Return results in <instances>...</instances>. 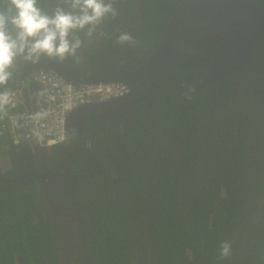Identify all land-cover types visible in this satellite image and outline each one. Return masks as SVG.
Listing matches in <instances>:
<instances>
[{
  "label": "flooded vegetation",
  "instance_id": "1",
  "mask_svg": "<svg viewBox=\"0 0 264 264\" xmlns=\"http://www.w3.org/2000/svg\"><path fill=\"white\" fill-rule=\"evenodd\" d=\"M109 1L105 0V2ZM144 2L145 0H130L133 11L131 22L129 14L124 13L122 3L113 5L118 14L115 17L109 14L110 31L106 30L104 19L91 38L85 36L84 32L76 33L83 40V45L75 57L70 56L63 60L51 59L76 67L80 75L88 76L93 80L125 82L122 80L125 73L136 71L151 56L142 62L143 46L138 42L146 18ZM122 33L130 34L135 43H118ZM213 37L215 38L209 43V47L214 48L215 51L202 47L201 50L209 53L202 56L193 52L189 54L191 60L186 63L195 66L194 63L199 62L198 69L191 74L192 78L189 81L201 73L204 65L222 57L231 48L233 42L230 39ZM217 41L221 43L229 41V48L225 50L224 44H221L222 47L217 46ZM258 41L255 48L258 46ZM144 48L150 49L148 46ZM183 52H188L187 47ZM253 53L249 65L247 63L224 76L193 87L194 93H190V89L186 91L183 88L181 100L186 101L195 97L200 99L204 106L206 105L201 99L209 104L208 109H205L207 115L196 121L199 132L194 138L202 139L203 142L196 143L190 152L175 141L178 136H182V130L171 127L167 120H162V115H152L155 100L159 98L166 104L172 103L176 95L170 94V89L177 90L180 87L179 83H186L180 82L171 74L172 63L167 74L160 80L155 94L143 99L131 114L89 116L85 121L89 118L95 120L89 121L87 125L84 122L74 137L66 138L62 143H66V146L38 148L36 147L38 144H35L34 158L28 168L16 173L12 178L0 176V179L12 182L25 177L26 183L30 178L29 187L24 181L17 183L27 188L30 194L32 191L34 202L38 207H44L51 228H54L52 235L59 264H91L89 245H92V252L96 253V244L92 238L98 235V229L94 226H97L96 222L99 221L97 216L100 217L101 205L107 207L104 216L110 215L113 209H120L133 234L136 233V221L139 220L137 218H141L140 224L143 223V227L141 226L139 233H136L135 245H132L134 247L131 250L133 264H136V261L137 264H146V260L157 264L158 238L155 236L157 234L155 231L160 223L153 218L154 238H152L149 235L151 225L138 213V209L141 210L142 205L147 202L145 205L152 203L153 212L154 209L158 211L159 191L166 192L169 202L177 194L178 204L181 207L185 205L184 200L191 201L190 195H194L196 191L200 197L215 194L218 185L215 181L214 168L212 175L208 177L211 163L216 160L217 155L214 142L220 145L221 156H224L222 142L229 145L228 135L231 133L237 148L235 161L238 159L237 156H241L245 157V162L250 163L246 178L252 180V187L249 194L250 201L244 209L252 207L255 214L249 217L251 225L245 230L246 238L240 251L242 257L238 261L250 257L251 248L264 238V46L261 47V51ZM181 64L178 63L175 67H178L180 72H184L183 70L189 65ZM237 70H240L239 74L234 78L220 81ZM125 83L130 86V90L137 85L134 80ZM163 86L165 87L158 96L157 92ZM138 110H141L147 119V132H145L147 135L132 134L136 122L132 120V116ZM103 120L111 126L98 123ZM188 153H190L189 158ZM161 161L162 164L159 166ZM6 165L8 169V164ZM159 169L162 171L158 172ZM205 172H208L207 176ZM191 173L196 179L205 176V182H209L208 186L206 187V183L203 182L195 185L193 189ZM256 195L260 197L255 199ZM99 196L100 201H97ZM102 196L105 198H101ZM110 196H112L111 203L106 198ZM175 203L177 201L173 200L172 206ZM154 213L155 218L160 217L159 214ZM102 222L106 225L107 220L105 221L103 217ZM236 239L234 244L238 241ZM236 243L238 244L239 241ZM259 248H264V242L262 248ZM256 255L258 252L255 253Z\"/></svg>",
  "mask_w": 264,
  "mask_h": 264
},
{
  "label": "trees",
  "instance_id": "2",
  "mask_svg": "<svg viewBox=\"0 0 264 264\" xmlns=\"http://www.w3.org/2000/svg\"><path fill=\"white\" fill-rule=\"evenodd\" d=\"M193 1L145 0L143 6L146 11V18L144 25L142 24L140 39L138 41L139 45L143 46L144 58L142 62H145L155 51L168 23L178 12V9L183 8L186 4ZM250 1L255 5L264 6V0ZM109 2L116 6L122 3L124 13L129 14V20L131 22L133 11L130 0H110ZM38 6L49 14L58 6L65 8V10H71L66 0H38ZM250 14H252L250 11H241L236 18L245 19ZM105 25L106 30L110 31L109 15L105 17ZM133 31L134 29L131 30V32ZM208 36V34H203L197 37V39L192 40L187 45L188 52H183L173 62L171 74L180 82L189 81L192 78L190 77L191 74L198 69L199 62L194 63L196 67L186 63L191 60L190 53L193 52L200 56L208 54V51L201 50L202 47L203 49L208 48L215 51L213 50L214 48L211 49L209 47V43L215 37ZM227 42L221 43L217 41L216 45L222 47L221 44H224L226 50L230 45V42L228 44ZM257 45L254 53L261 51V47L264 46V34L259 39ZM146 46L150 49H145L144 47ZM186 57L187 59H185ZM139 59L141 60V58ZM22 63L23 57H18L10 69L13 74L12 77L17 74ZM178 63H182L181 65L183 66L188 64L189 67L185 68L183 70L184 72H180L178 70L179 68L175 67ZM239 71L237 70L233 74L227 75L220 81H225L227 78H234L239 74ZM171 85L174 86L173 83ZM165 86L158 90V96H160ZM29 87L30 91L35 94V102H38L39 97L36 93L41 88L33 83ZM183 92L184 89L180 87L177 90L170 89L169 93L176 95V99L169 104L159 100V98L155 100L152 115L156 116L160 114L162 115V120H167L171 127H175L176 130L178 128L182 130V136H178L175 141L181 147L185 146L190 152L196 143L203 142L202 139L194 138L199 132V126L196 121L207 115L205 109H208L209 104L207 101L201 99L206 105L204 106L199 101L200 99L195 97H191L190 100L186 101L181 100V94ZM190 93H194V88L190 89ZM135 113L132 116V120L134 119V122L136 121L135 130L132 134L135 136L141 134L147 135L145 132H147L148 122L145 115L141 110ZM94 120L95 118H89L85 123L87 125L89 121ZM98 123L109 125L105 120L98 121ZM229 132L231 133V131ZM228 136L230 138V144L225 145L224 141L222 142L223 144L221 143L224 145V156H221L222 151L220 145L214 142L217 155L215 157L216 160L211 163V167L209 165L211 172L208 177L212 175V168H214V173L218 176L216 179L214 174L216 184L218 185L215 194L200 197L198 191H196L194 195H190L192 202L184 200L185 205L181 207L178 204L177 194L169 202V197L165 194L166 192L159 191V209L158 211L154 209V212L160 215L159 218H155L152 203L145 205L147 203L145 202L141 210L137 208L138 213L145 220H148V224L151 225L149 235L152 238H154V235L152 236L154 234V229L152 228L153 218L160 223L155 231V233L157 232L155 236L158 238L156 242L158 247L157 264H243L248 262L251 264H264V248H259H262L264 238H262V241L258 245L251 248V255L248 259L238 261L242 257L240 251L246 238L245 230L251 225L249 217L255 214V211L252 207L244 209L250 201L249 194L252 187V180L248 177L246 178L250 163L244 161V156V158L237 156L238 159L235 161V152L237 150L234 144L235 140L232 133ZM58 145L64 147L67 144L61 143V145ZM35 146L34 143L26 141L18 146H13L8 138L0 137V176L12 178L16 173H20L22 170L28 168L31 160L34 158V148H40L39 145ZM189 156L190 153H188V158ZM6 163L8 164V169ZM161 164L162 161L159 166ZM207 173L205 172L206 176ZM255 173L257 174L258 172L256 171ZM134 176L136 177V174ZM191 176H193L192 173ZM24 179L25 177L13 182L0 179V264H59L52 235L54 232L52 229L54 228H51L49 219L44 212V207H38L34 202L32 198L34 196L32 195L33 192L31 191L30 194L27 188L17 183L24 181L25 185L29 187L30 178L27 183L25 181L27 178ZM203 182L206 183L205 185L207 187L209 182H205V176L200 179H196L193 176L191 186L194 189L195 185L197 186V184ZM26 196L28 197L26 198ZM112 196L106 197L110 203ZM259 197L256 195L255 199ZM99 198L100 196L97 198V201H100ZM101 198H105V196ZM173 200H176L177 203L172 206ZM105 209L107 207L101 205L99 210L100 217L97 216L99 221L97 220V226H94L98 229V235L92 238L96 244V253L92 252V245H89L90 251L88 253L91 257V264H133L131 250L134 247L132 245H135L136 233L138 234L141 226L143 227V223L140 224L141 218H137L139 220L136 221V233L133 234L120 209H113L110 215L104 216ZM103 217L105 221L107 220L106 225L102 224ZM235 238L239 241L238 244L236 243L238 241L234 244ZM224 244L229 245V254L227 256L222 255V246ZM256 252H258V255L255 256ZM136 257H138L137 254ZM135 263L137 264V261ZM145 263L152 264L153 262L146 260Z\"/></svg>",
  "mask_w": 264,
  "mask_h": 264
},
{
  "label": "water",
  "instance_id": "3",
  "mask_svg": "<svg viewBox=\"0 0 264 264\" xmlns=\"http://www.w3.org/2000/svg\"><path fill=\"white\" fill-rule=\"evenodd\" d=\"M245 10L252 14L246 19L236 18L239 12ZM203 34L230 39L233 43L225 55L204 65L201 73L194 79L178 84L186 91L224 76L249 62L258 39L264 34V6L255 5L250 0H194L186 4L172 17L148 60L136 71L123 76V81L134 80L137 85L120 98L75 108L66 120L67 138L74 137L89 116L131 114L143 99L155 94L160 80L187 45ZM39 69L54 71L76 84L106 82L80 75L77 68L71 65L41 57L35 61L24 59L17 74L6 85H0V90L14 86Z\"/></svg>",
  "mask_w": 264,
  "mask_h": 264
},
{
  "label": "clouds",
  "instance_id": "4",
  "mask_svg": "<svg viewBox=\"0 0 264 264\" xmlns=\"http://www.w3.org/2000/svg\"><path fill=\"white\" fill-rule=\"evenodd\" d=\"M66 3L71 10L58 6L49 14L38 6V0H0V85H6L12 77L10 69L18 57L28 61L41 56L61 60L75 57L83 45L76 33L84 32L91 38L105 17L118 14L113 3L105 0H66ZM118 43L135 41L130 34L122 33ZM12 97L10 90L0 92V114ZM228 254L229 245L224 244L222 255Z\"/></svg>",
  "mask_w": 264,
  "mask_h": 264
},
{
  "label": "built area",
  "instance_id": "5",
  "mask_svg": "<svg viewBox=\"0 0 264 264\" xmlns=\"http://www.w3.org/2000/svg\"><path fill=\"white\" fill-rule=\"evenodd\" d=\"M38 85L39 97L30 91ZM13 93L12 102L0 118V137L8 138L13 146L23 142L52 147L67 138L66 120L75 108L120 98L129 93L125 83L106 82L76 84L51 70H35L14 86L0 90Z\"/></svg>",
  "mask_w": 264,
  "mask_h": 264
},
{
  "label": "rangeland",
  "instance_id": "6",
  "mask_svg": "<svg viewBox=\"0 0 264 264\" xmlns=\"http://www.w3.org/2000/svg\"><path fill=\"white\" fill-rule=\"evenodd\" d=\"M160 171H162V169H159V170H158V172H160ZM214 174H215V176H216V178H217V177H218L217 174H216V173H214Z\"/></svg>",
  "mask_w": 264,
  "mask_h": 264
},
{
  "label": "bare ground",
  "instance_id": "7",
  "mask_svg": "<svg viewBox=\"0 0 264 264\" xmlns=\"http://www.w3.org/2000/svg\"><path fill=\"white\" fill-rule=\"evenodd\" d=\"M120 83H125V82H120ZM126 84V83H125ZM65 142V141H64Z\"/></svg>",
  "mask_w": 264,
  "mask_h": 264
},
{
  "label": "crops",
  "instance_id": "8",
  "mask_svg": "<svg viewBox=\"0 0 264 264\" xmlns=\"http://www.w3.org/2000/svg\"><path fill=\"white\" fill-rule=\"evenodd\" d=\"M37 95V94H36Z\"/></svg>",
  "mask_w": 264,
  "mask_h": 264
}]
</instances>
